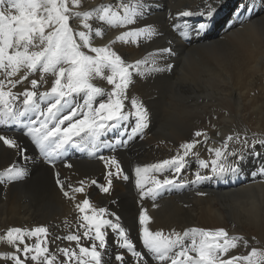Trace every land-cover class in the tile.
I'll return each instance as SVG.
<instances>
[{
	"label": "bare ground",
	"instance_id": "1",
	"mask_svg": "<svg viewBox=\"0 0 264 264\" xmlns=\"http://www.w3.org/2000/svg\"><path fill=\"white\" fill-rule=\"evenodd\" d=\"M233 1L140 0L144 4V14L137 24L124 28L97 20L90 21L94 29L100 28L104 32L102 37L93 36L94 46L110 45L127 63L142 59L149 61L142 66V74L138 75L133 70L125 113H134L131 107L133 98L142 101L149 113L150 127L137 132L145 137L142 141L136 139L124 152L104 154L106 157L114 156L123 165L121 167H125L129 178L118 182L114 176L111 191L100 192L92 181L101 182L106 177L105 172L108 173L110 169L105 167L103 161L84 159L91 156L88 152L77 155L73 151L72 159L58 166L60 180L68 191L69 185L78 187L80 181H85L86 186L84 193H75V200H71L56 187L53 169L41 161L42 158L26 145L22 136L13 135V132L3 133L15 139L19 147L9 148L0 141V172L21 162L26 161L27 164L20 166L25 177L19 182L15 180L0 185V237L14 227L26 230L46 227L50 252L63 260L58 248L75 247V242L63 237L84 231L78 227L82 221L75 205L87 198L95 207L107 208L109 213L115 214L107 215L106 219L109 217L116 222L118 216L120 225L127 228L129 236L141 247L143 226L138 221L141 208L147 210L151 218L147 226L153 232L169 234L172 231L183 233L190 228H223L230 235L243 236L248 241V247L238 246L225 259L233 255H248L257 242L264 244V174L259 172L260 168H264L261 165L264 162V147L256 143L253 154L252 146L253 140H264V0H241L231 17L224 21L223 27L211 31V21L216 20L225 6ZM122 2L135 4L136 0H82L80 11L93 10L106 4L118 6ZM209 6L215 9L211 15L208 14ZM120 11L123 14L122 9ZM186 11L193 14L181 15ZM238 18L242 19L240 23ZM201 25L204 27L201 28ZM148 26H153L157 34L127 43L116 40L124 31ZM168 48L172 50L170 54L162 51ZM150 54L155 56L157 65L164 71L151 70L153 55ZM32 78L39 79V74L29 77ZM46 81L39 91L48 90L53 77L46 76ZM93 83L106 91L112 88L99 78ZM25 85H18L14 91H22ZM102 99L104 97L97 98V102ZM134 121L136 118L133 114L121 122L127 125L131 134L134 133ZM197 131L207 132V142L204 137H195ZM237 133L240 140H233L228 147V152L235 151L237 156L230 155L228 160H238L241 150L245 160L240 164L239 175L229 182L230 185L219 188L222 179H228L231 174L222 179L201 182V186L200 183H192L183 191L176 186L177 189L165 190L155 202L143 199L139 207L138 193L132 183L137 167L150 168L171 159L182 151V144L197 139L199 143L194 149L197 155L188 157L184 169L176 175V179L178 176L186 177L185 182L189 183L191 178L195 180V172L200 170L193 167L194 157L202 156L210 162L215 157L209 149L221 147L228 135ZM245 137L249 145L242 144ZM22 146L26 148L23 156L22 152L19 154ZM167 171L146 173L143 190L152 187L150 181L153 177L161 180L173 178L172 174L167 175ZM202 174L211 173L205 169ZM48 201L49 205L45 204ZM106 238L108 246L103 250L102 264H121L115 260V247L111 245L110 234ZM28 239L25 237V240ZM90 244L91 241L82 237L81 245ZM13 251L12 246L0 241V264H12V261L2 257ZM117 253L124 257V264H133L131 254ZM28 263L34 264L31 260ZM148 264L157 262L148 259Z\"/></svg>",
	"mask_w": 264,
	"mask_h": 264
},
{
	"label": "snow or ice",
	"instance_id": "2",
	"mask_svg": "<svg viewBox=\"0 0 264 264\" xmlns=\"http://www.w3.org/2000/svg\"><path fill=\"white\" fill-rule=\"evenodd\" d=\"M81 4L82 0H0V125L24 128V134L48 158L59 157L68 147L87 150L95 156L101 148L111 147L102 140L110 129L115 130L122 121L134 114L136 123L133 132L137 133L147 126L149 120L147 108L135 98L131 100L134 113H125L127 91L133 83V70L138 75L142 74V66L149 61L142 59L127 63L110 45L94 46L93 36L102 37L104 32L100 28L94 29L90 23L97 20L109 26L127 28L137 24L144 14V4L136 0L135 4H106L93 10L80 11ZM209 9L208 14L211 15L215 9L211 6ZM192 14L187 11L181 13L183 16ZM156 34L153 26L140 27L124 31L116 40L127 43ZM162 51L170 54L172 50L168 48ZM151 63L153 72L165 70L157 65L154 55ZM36 74H39V79H29ZM48 75L53 77L51 87L41 92L39 89L47 82ZM97 78L111 85V90L106 91L94 84ZM18 85H25L20 92L14 91ZM77 97H82V103L77 101ZM99 97L104 99L97 102ZM65 109L68 111L65 112ZM195 137H204L207 142L208 134L197 131ZM233 140H240L238 133L228 135L221 147L209 149L215 158L210 162L199 161L200 170L195 172L193 183L222 179L241 171L240 164L245 160L243 150L238 160H228L230 155L237 156L235 151L228 152L229 143ZM0 141L9 148L19 147L15 139L2 134ZM198 143L197 139H193L182 144V151H178L173 158L151 165L150 168L137 167V187H145L144 176L149 171L163 173L165 170H172L173 178L161 180L153 177L150 181L152 187L147 189L145 195L155 199L163 188L182 186L177 184L176 175L184 169L188 157L197 155L194 149ZM256 143L264 147V140H253V154ZM242 144L249 145L247 137ZM97 158L110 169L107 186L102 187V191L108 193L112 178L119 176L122 171L121 165L114 156L99 155ZM205 169L211 174H202ZM259 172L264 174V168H260ZM24 175L22 168L12 165L0 173V183H10L22 179ZM57 184L64 196L71 200H75V193L85 192V181H80L78 187L69 185L70 191L65 190L59 178ZM75 206L81 214L82 223L78 227L84 231L82 234L63 237L75 242V247L58 248L63 260L50 252L47 246L48 229L43 226L33 230L8 229L0 241L12 246L14 251L4 254L2 259L10 260L12 264H25L27 260L34 264H102L103 250L108 246L105 229L110 228L117 234L119 246L127 249L137 264H148L145 256L129 239L126 229L120 225L118 216L115 223L106 219L107 215L115 214L109 213L107 208L95 207L87 198ZM150 220L147 210H143L139 216V223L143 226V248L157 264H264V251L256 248L251 249L248 255H233L225 259L238 246L247 248L248 241L243 236L230 235L223 228H190L183 233L172 231L165 234L163 231H151L147 226ZM25 237H35L37 242L29 245ZM82 237L91 241L90 246L81 245ZM115 260L124 264L122 255H116Z\"/></svg>",
	"mask_w": 264,
	"mask_h": 264
},
{
	"label": "rangeland",
	"instance_id": "3",
	"mask_svg": "<svg viewBox=\"0 0 264 264\" xmlns=\"http://www.w3.org/2000/svg\"><path fill=\"white\" fill-rule=\"evenodd\" d=\"M241 0H235V1H233L232 3H230V4H228L227 6H225V8L222 10V12H221V14L220 15H218V17H217V19L216 20H212L211 21V23H212V30L211 31H217V30H220L222 27H223V25L225 24L224 23V21L227 19H229L230 17H231V14L233 13V11H234V9H235V7H236V4L237 3H239ZM7 6V5H6ZM241 20L242 19H239L238 18V23H240L241 22ZM77 99V101L78 102H82V98L81 97H77L76 98ZM66 111H68L67 109H65V112ZM33 118H35V117H33ZM133 123H136V121H134ZM150 121L148 120V125H147V130L149 129V127H150ZM134 127V126H133ZM0 131L2 132V134L3 133H8V134H11L12 132V134L13 135H17L18 137H23L26 141H25V143H26V145L27 146H29V147H32V151L37 155V156H39L40 158H42L41 159V161L44 163V164H46L48 167H50V168H52L53 169V179H54V182H55V185H56V187L58 188V189H60L61 190V187H60V185H58L57 184V178H59L60 179V177H57L56 175H57V173L59 174V172H58V166L60 165V164H63L64 162L65 163H67L70 159H72V155L69 153L71 150H74V152H76L77 153V155H79V154H83V153H86V152H88L87 150H82V149H78V148H75V147H68V148H66L64 151H63V154L62 155H60L59 157H56V158H48V157H46L44 154H42L41 155V153H38L37 152V146H36V144L32 141V139L29 137V136H27V135H25L24 134V132H25V129L24 128H22V127H18V126H15V125H9V126H3V127H0ZM4 131V132H3ZM22 132V133H21ZM129 133V134H128ZM136 134V135H135ZM4 135V134H3ZM132 136V137H131ZM124 137V138H123ZM145 137V136H144ZM143 137V135L141 136V135H139L138 133H130V131H129V129H127V125H124V124H120V125H118V127L115 129V130H109L103 137H102V140H103V142L106 144V145H111V147H103V148H101L100 149V151L99 152H97L96 154H95V156H93V155H91V156H85L84 157V159H86L87 161H93V162H98V161H101V160H99L97 157L99 156V155H104V154H106V152L107 153H112V154H117V153H119V152H124L125 150H126V148L129 146V145H131V143L132 142H134L136 139L139 141H142V139L144 138ZM116 138V139H115ZM31 140V141H30ZM131 140V141H130ZM114 146V147H113ZM20 152H19V154L22 152V156L24 155V152H25V150H26V148H25V146H22V147H20ZM112 149V150H111ZM119 149V150H118ZM117 150V151H116ZM109 151V152H108ZM105 152V153H104ZM117 152V153H116ZM107 156V155H106ZM259 158V157H258ZM258 158H256V159H258ZM61 159V160H60ZM197 159V160H196ZM44 160V161H43ZM200 160H205L204 159V157H202V156H200V157H194V164H193V167H195V168H197V167H199V161ZM120 163V162H119ZM198 163V164H197ZM26 164H27V162L25 161V162H21L19 165H16L17 167H19V168H21L20 166H26ZM120 165H122L121 163H120ZM262 166H264V162L261 164ZM123 166V165H122ZM121 169H122V171H121V173H120V175L119 176H115V180L116 181H118V182H120L121 180L122 181H127L126 179H124L123 177H127V178H129V175L127 174V171H126V169H125V167L123 168V167H121ZM194 169V168H193ZM192 169V170H193ZM57 170V171H56ZM166 171V170H165ZM168 173H167V175H171V176H173V171L172 170H168L167 171ZM0 173H2V172H0ZM107 172H105V178H103V180H101V182L99 181H96V183H95V185L97 186V188L99 189V190H101L100 192H103L102 191V187H105V186H107V181H108V176H107V174H106ZM230 175V174H229ZM239 174H231L230 176H228L227 178L228 179H222V183L221 184H219V188H223V185L224 186H228V185H230L229 184V182H231L232 181V179H235L234 177L235 176H238ZM240 176H242V175H240ZM24 177H25V175H24ZM23 177V178H24ZM134 178H135V180L134 179H132V183H133V186H134V188H135V191L138 193V195H137V197H139L138 199H139V201H138V204H139V202H140V206L139 207H141V205H142V202L145 200L146 201V199L147 200H151V202H152V200H153V202H155L157 199H158V196L159 195H163L164 194V191L165 190H167V189H177V187L176 186H170V187H166V188H163V189H161V190H159V192H158V194L156 195V197H155V199H153L152 198V196L151 195H145V193L147 192V189L146 190H141V188H139V187H137V184H136V180H137V177H136V173H134ZM21 179H19V180H17V182H19ZM61 181V180H60ZM103 181V182H102ZM177 184L178 185H182V186H179L180 187V190L179 191H183V190H185V188H187L189 185H191L192 183H193V181H194V179L193 178H191V180H190V182L189 183H186L185 181H186V177H184V176H178L177 177ZM228 181V182H227ZM183 182V183H182ZM8 183V182H7ZM3 183H0V185H2ZM187 184V185H186ZM202 184L200 183V185L199 186H201ZM186 186V187H185ZM146 187H148V186H146ZM113 188V184H112V187L110 188V190L109 191H111V189ZM150 188V187H149ZM144 189H145V187H144ZM62 191V190H61ZM63 192V191H62ZM141 192V193H140ZM104 193V192H103ZM147 196V197H146ZM144 199V200H143ZM142 200V201H141ZM114 201H112V203H113ZM49 203H50V201H48V202H46L45 204H47V205H49ZM141 212L140 213H142V211H143V209L141 208V210H140ZM105 218H107V217H105ZM79 219H80V217H79ZM108 219H110L109 217H108ZM111 220V219H110ZM138 221H139V217H138ZM115 223V222H114ZM121 226L123 227V228H125L126 229V231H127V235H128V237H129V239L131 238L129 235V232H128V230H127V228L126 227H124V225H122L121 224ZM110 228H107V229H105V231H106V233H107V235L108 234H110V236H111V242H113V243H111V245H113L114 244V247H115V249L113 248V253L115 254L114 256H116V255H120L119 253H117V252H125V253H127V254H131L130 252H128V250L127 249H125V248H121L120 246H119V243H118V237H117V234L116 233H114V232H112V230L110 229ZM107 237V236H106ZM116 239H117V241H116ZM33 240V241H32ZM106 240H107V238H106ZM35 241H37V239L35 238V237H31V239L29 238L28 240H25V242L26 243H28L29 245H32V243H34ZM108 241V240H107ZM115 241V242H114ZM131 241L133 242V244H134V246H135V248L138 250V251H141V253L145 256V259H150L151 260V258H149L148 257V254H147V252H146V250L143 248V246L141 247V246H139V243H137L135 240H133V238H131ZM98 243V242H97ZM136 243V244H135ZM138 244V245H137ZM21 247H23L22 245H21ZM255 248L256 249H258V250H261V251H264L263 250V248H264V244H262V242H257L256 243V245H255ZM107 249V247L104 249V250H106ZM143 249V250H142ZM125 250V251H124ZM117 253V254H116ZM131 256H132V254H131ZM21 258H23V256L21 257ZM132 263L133 264H137V261L135 260V258L132 256ZM152 261V260H151ZM25 264H29L28 263V260L25 262Z\"/></svg>",
	"mask_w": 264,
	"mask_h": 264
},
{
	"label": "water",
	"instance_id": "4",
	"mask_svg": "<svg viewBox=\"0 0 264 264\" xmlns=\"http://www.w3.org/2000/svg\"><path fill=\"white\" fill-rule=\"evenodd\" d=\"M0 127H3V125H0Z\"/></svg>",
	"mask_w": 264,
	"mask_h": 264
}]
</instances>
